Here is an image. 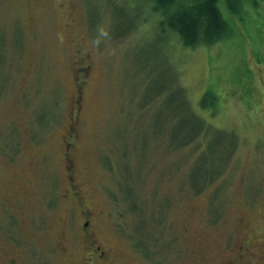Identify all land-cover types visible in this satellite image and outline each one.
I'll list each match as a JSON object with an SVG mask.
<instances>
[{"label":"rangeland","instance_id":"374dc122","mask_svg":"<svg viewBox=\"0 0 264 264\" xmlns=\"http://www.w3.org/2000/svg\"><path fill=\"white\" fill-rule=\"evenodd\" d=\"M217 5L227 35L191 47L140 0H0V264L260 255L264 0ZM187 99L205 133L171 146Z\"/></svg>","mask_w":264,"mask_h":264},{"label":"trees","instance_id":"16d2710c","mask_svg":"<svg viewBox=\"0 0 264 264\" xmlns=\"http://www.w3.org/2000/svg\"><path fill=\"white\" fill-rule=\"evenodd\" d=\"M140 1L147 2L150 5V9L158 15L155 26L162 31L170 29L186 46L193 47L197 45H208L222 39L228 33L227 25L217 5L218 0ZM179 110L178 115L180 114L182 119L183 116H190L196 121V124L194 127H189L185 124V121H182L184 127L176 129L174 135L172 134V136L178 135L177 138L181 139L177 141V143L170 140L169 142L171 146L188 144L199 137L201 131H204L205 133L206 129V125L202 127L198 118L195 117V113L192 111L188 99ZM202 169L204 172L202 181H204L200 186V189L209 180V176L212 177L217 175V173H215V175L210 174L211 172L207 165ZM196 185L197 184L193 186L195 187ZM137 205V203H133L132 207L136 208Z\"/></svg>","mask_w":264,"mask_h":264},{"label":"flooded vegetation","instance_id":"af4514ba","mask_svg":"<svg viewBox=\"0 0 264 264\" xmlns=\"http://www.w3.org/2000/svg\"><path fill=\"white\" fill-rule=\"evenodd\" d=\"M70 143L71 141L67 142L66 141V152H65V158L68 159L69 157V152L67 151V149H69L68 147H70ZM68 164L65 165L66 170H67V175H68V179H70V181H72V165L71 162L69 160H67ZM74 193L78 194L76 185L74 183L71 184ZM85 219L83 220L81 227L86 235V241L88 242V248H89V256L87 257V259L89 261L93 260V257H97V258H104L105 255V251L101 249V246L98 244L95 235L92 231L87 230L88 227V223H89V219L87 218V216H89V213L86 212L85 213ZM234 251V256L224 259L223 261L217 263V264H241L243 262L247 263V264H253V260L254 259H258L262 264H264V243L262 244V252L260 253V255L258 257L252 256V259L249 258L246 259L249 255L251 256L253 254V252L250 250L249 245L247 244L246 241H241L239 242L235 248L232 249ZM14 262V260H11V263Z\"/></svg>","mask_w":264,"mask_h":264}]
</instances>
